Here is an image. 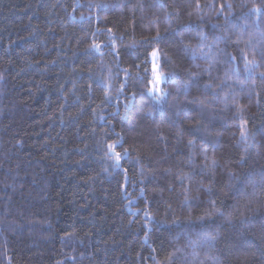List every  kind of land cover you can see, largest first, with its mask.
Here are the masks:
<instances>
[{
	"label": "trees",
	"instance_id": "obj_1",
	"mask_svg": "<svg viewBox=\"0 0 264 264\" xmlns=\"http://www.w3.org/2000/svg\"><path fill=\"white\" fill-rule=\"evenodd\" d=\"M0 264H264V0H0Z\"/></svg>",
	"mask_w": 264,
	"mask_h": 264
},
{
	"label": "rangeland",
	"instance_id": "obj_2",
	"mask_svg": "<svg viewBox=\"0 0 264 264\" xmlns=\"http://www.w3.org/2000/svg\"><path fill=\"white\" fill-rule=\"evenodd\" d=\"M151 62H152L154 74H153V78L151 81V88L149 90V93L152 94L156 98V96L159 94V92L164 93L163 84L165 81V75L160 71V68H159V52H158V50H155L151 54ZM157 76L163 77V79L159 83H157V80H156ZM162 97L159 99L160 101H161Z\"/></svg>",
	"mask_w": 264,
	"mask_h": 264
},
{
	"label": "snow or ice",
	"instance_id": "obj_3",
	"mask_svg": "<svg viewBox=\"0 0 264 264\" xmlns=\"http://www.w3.org/2000/svg\"><path fill=\"white\" fill-rule=\"evenodd\" d=\"M249 63H253V62H249ZM162 79H163L162 76H157V77H156L157 83H159ZM209 86H212V85H211V82H209ZM163 95H164L163 92H159V94L156 96V99L159 100ZM190 143H191V142H190ZM113 147H114V146H113ZM116 158L119 159V154H117Z\"/></svg>",
	"mask_w": 264,
	"mask_h": 264
}]
</instances>
